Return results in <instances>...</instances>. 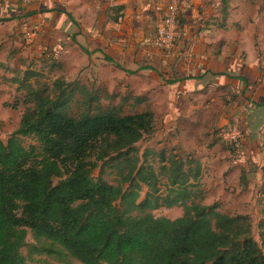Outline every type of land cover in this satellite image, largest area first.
Here are the masks:
<instances>
[{"label":"trees","instance_id":"trees-1","mask_svg":"<svg viewBox=\"0 0 264 264\" xmlns=\"http://www.w3.org/2000/svg\"><path fill=\"white\" fill-rule=\"evenodd\" d=\"M116 67L132 75L145 69ZM40 77L26 70L11 80L24 91L26 108L16 131L0 139V264H26L20 249L27 231L49 243L47 254L57 247L81 264H264V206L254 228L247 214L199 204L197 160L161 151L155 169L148 152L139 156L134 145L152 133L153 114L123 113L122 103L132 100L136 108L145 98L104 106L102 99L112 97L101 91ZM233 124L244 137L233 121L222 130ZM21 138L35 144L23 147ZM97 168L114 175L116 185L93 178ZM141 185L147 191L136 204ZM162 207H181L183 214L168 219L149 212Z\"/></svg>","mask_w":264,"mask_h":264},{"label":"crops","instance_id":"crops-1","mask_svg":"<svg viewBox=\"0 0 264 264\" xmlns=\"http://www.w3.org/2000/svg\"><path fill=\"white\" fill-rule=\"evenodd\" d=\"M169 1L102 0L95 6L93 21L87 25L76 19L73 23L69 18H73L70 9H49V0H0V18L12 27L18 25L28 31L26 35L32 36L30 50L40 44L45 46L47 38L51 40L58 34L66 46H71L73 41L74 47L89 52L92 63L108 65L106 59H109L110 64L116 63L128 71L145 68L138 75L148 77L155 90L166 88L170 92L171 111L167 119H175L177 123L184 118L190 119L186 124L200 126L190 116L203 108L208 110V114L202 116L203 128L217 123L221 127L231 120L238 123L244 130V143L241 150L232 154L237 159L227 164L230 168L227 171L240 173L238 186L244 190L251 188L254 179L262 186L264 3L174 0L181 36L175 48L167 53L152 47V40L157 21ZM99 5L113 7L118 19H108L99 26ZM86 8L90 13L94 10L92 5L86 4L83 9ZM29 13L34 15L25 17ZM215 104L219 108L213 112L211 108ZM198 162L201 167L199 183L205 199L202 178L207 170Z\"/></svg>","mask_w":264,"mask_h":264},{"label":"rangeland","instance_id":"rangeland-1","mask_svg":"<svg viewBox=\"0 0 264 264\" xmlns=\"http://www.w3.org/2000/svg\"><path fill=\"white\" fill-rule=\"evenodd\" d=\"M49 1L51 2L48 5L49 9L57 11L70 9L69 14L72 15V20L76 19V22H80V24L89 25L97 10L95 6L102 0ZM86 4L94 7L93 12L90 13L87 8L83 9ZM99 8L101 14L100 19H97L100 21L99 26L102 23L105 24L108 19H118V12L113 7L99 5ZM97 20L94 24L97 23ZM27 32L20 29L18 25L12 27V25L6 24L5 19H2L0 23V62L4 66L0 69V139L2 141L6 142L16 131L26 108L23 104L24 91L11 81L13 78H21L26 70L38 72L41 76V83L62 78L66 82H77L91 90L101 91L103 97L104 94L112 97L109 100L102 99L104 106L108 104L116 106L125 96L145 98V102L136 108L132 100L122 103L123 113L149 110L153 114L154 129L152 133L144 136L134 145L139 156L148 152V160L155 169H157L158 154L161 151L165 154L173 153L181 159L199 160L207 170L202 178L206 189V198L199 204L210 206L216 203L219 212L229 215L247 214L250 216L253 227L256 228L264 206V188L261 183L257 185L254 179L251 188L244 190L242 186H238L240 173L227 171L230 169L227 168V164H231L237 159L235 155H232L236 149L226 145L220 139L219 134L224 125L219 127L217 123L211 127L203 128L201 122L204 118L202 116L208 114L207 109L200 108L195 112L198 114L190 116L193 121H198L200 126L186 124L191 122L190 119L187 121L184 118L179 123L175 119H167L171 110L168 98L170 92L166 91V88L155 90L154 84L148 81V77L140 76L138 72L133 75L128 74L117 68L116 63L108 62V65L101 62L92 63L89 59V52H85L83 48L74 47L73 41L71 46H66L58 34L51 40L47 38L45 46L40 44L36 49L30 50L29 45L25 42ZM37 49L39 51H36ZM30 82L33 83L34 79H31ZM147 90L150 91L147 92ZM160 96L162 98H159ZM214 108H211L213 112L219 108L218 104H215ZM20 141L26 148L35 144L34 140L29 138H21ZM214 160H217L215 164ZM91 176L93 178L101 177L102 180L116 185L115 176L111 175L109 171L105 170L101 173L97 168ZM146 191V187L141 185L136 204L144 198ZM114 207L121 211L123 208L121 201H116ZM149 212L154 217L176 219L183 214V209L181 207L169 209L162 207L149 210ZM254 237L259 240L256 229ZM48 244V242L35 240L32 233L27 231L24 245L20 249L21 254L26 258V264H81L57 247H54L58 251L57 254H47Z\"/></svg>","mask_w":264,"mask_h":264},{"label":"built area","instance_id":"built-area-1","mask_svg":"<svg viewBox=\"0 0 264 264\" xmlns=\"http://www.w3.org/2000/svg\"><path fill=\"white\" fill-rule=\"evenodd\" d=\"M181 36L177 24V7L174 0H170L165 7L164 13L157 21L152 47L163 52H171ZM25 42L31 44L32 36L26 35ZM220 139L228 146L241 150L243 147L244 137L236 124L228 126L220 131Z\"/></svg>","mask_w":264,"mask_h":264}]
</instances>
